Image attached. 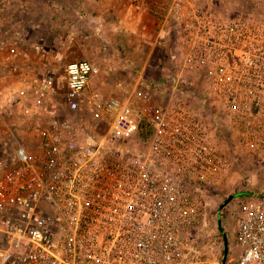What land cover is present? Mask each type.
<instances>
[{
    "label": "built area",
    "instance_id": "1",
    "mask_svg": "<svg viewBox=\"0 0 264 264\" xmlns=\"http://www.w3.org/2000/svg\"><path fill=\"white\" fill-rule=\"evenodd\" d=\"M167 2L157 40L172 67H158L156 96L146 73L92 89L88 59L0 86V109L32 124L0 151V264H188L235 150L264 153V20ZM234 232L232 264H264V191Z\"/></svg>",
    "mask_w": 264,
    "mask_h": 264
},
{
    "label": "rangeland",
    "instance_id": "2",
    "mask_svg": "<svg viewBox=\"0 0 264 264\" xmlns=\"http://www.w3.org/2000/svg\"><path fill=\"white\" fill-rule=\"evenodd\" d=\"M167 1L134 0L146 17H131L135 28L128 34L100 4L92 6L83 0H0V86L15 84L24 75L42 76L53 66L62 70L68 62L88 59L100 67L98 77L107 83L102 91L108 95L118 92V82L132 84L129 70L133 76L139 73L134 70L131 58L140 65L148 64L150 92L156 96V90L166 89L164 85L158 86L164 81L158 67H172L171 45L164 47L157 40ZM214 2L264 20V0ZM95 10L100 17L89 15ZM14 47L23 49L27 55L26 61L19 63V76L15 78L14 66L6 59ZM189 91L200 100V88L192 87ZM30 122L0 109V151L2 146L9 150L15 144L27 143L32 136ZM224 136L232 139L227 131ZM230 145L231 151L236 148L235 143ZM235 151L230 173L208 199L206 220L188 264H218L227 260L232 264L238 258L235 222L240 207L264 191V153H248L241 148ZM233 195L237 196L228 202Z\"/></svg>",
    "mask_w": 264,
    "mask_h": 264
},
{
    "label": "crops",
    "instance_id": "3",
    "mask_svg": "<svg viewBox=\"0 0 264 264\" xmlns=\"http://www.w3.org/2000/svg\"><path fill=\"white\" fill-rule=\"evenodd\" d=\"M84 4H89L92 6H96V5H101L104 9H107L105 12L108 13H112L113 16H115L118 19L119 22V26L120 28L124 29L128 34L134 30V26H132L134 24V22L130 21L131 17H136V18H145L146 14H144L145 12H142L138 9L139 7V3H135L134 0H83ZM108 11V12H107ZM89 13V12H88ZM94 11H91L89 13L90 16H95L96 17H100V13L99 14H95ZM129 36V35H128ZM131 36V35H130ZM131 37H128V39H130ZM17 49H19V47H15ZM22 52V55L17 57L13 62H11V64H13V68L14 71L17 73H15L14 78L19 76V72H18V66L20 62H24L27 59V55L24 53L25 51L23 49H19ZM132 62V64L134 65L135 69L134 70H138L139 73H136L134 76L132 74V72L129 70L128 74L130 75V79H138L140 78L143 74L145 75L147 69H148V64H143L140 65L138 61H134L133 59L129 58ZM17 60V61H16ZM147 74V73H146ZM148 78L150 77V74H147ZM151 80V79H150ZM119 83V82H118ZM127 85V84H126ZM107 83L105 82V80L103 81L100 77H98V75L94 76L91 79V84L90 87H94L92 89H95L97 87H99L101 90L106 88ZM151 90V87H148ZM121 91L118 90L117 93H120ZM115 93V94H117ZM154 95V94H153Z\"/></svg>",
    "mask_w": 264,
    "mask_h": 264
},
{
    "label": "water",
    "instance_id": "4",
    "mask_svg": "<svg viewBox=\"0 0 264 264\" xmlns=\"http://www.w3.org/2000/svg\"><path fill=\"white\" fill-rule=\"evenodd\" d=\"M235 196H237V195H233V196H230L228 199H227V201L229 202L232 198H234Z\"/></svg>",
    "mask_w": 264,
    "mask_h": 264
}]
</instances>
